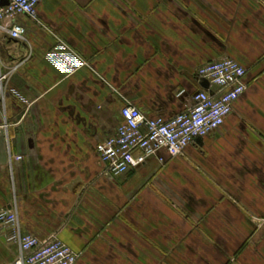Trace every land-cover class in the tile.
I'll return each instance as SVG.
<instances>
[{
  "label": "crops",
  "instance_id": "1",
  "mask_svg": "<svg viewBox=\"0 0 264 264\" xmlns=\"http://www.w3.org/2000/svg\"><path fill=\"white\" fill-rule=\"evenodd\" d=\"M15 22L24 40L0 29V210L16 201L22 230L61 239L77 264H264V0H43ZM57 39L86 66L54 67ZM224 57L247 88L220 128L108 171L97 145L123 106L184 112L205 89L198 69ZM10 232L0 264L19 254Z\"/></svg>",
  "mask_w": 264,
  "mask_h": 264
},
{
  "label": "built area",
  "instance_id": "2",
  "mask_svg": "<svg viewBox=\"0 0 264 264\" xmlns=\"http://www.w3.org/2000/svg\"><path fill=\"white\" fill-rule=\"evenodd\" d=\"M43 0H8L0 4V29L13 39L24 40L26 27L15 22L19 14L37 18L38 5ZM8 26L4 27V23ZM46 59L66 75L86 66L87 61L62 39L46 54ZM247 69L237 60L224 57L210 61L197 71L200 81L206 79L218 89L215 93L201 89L193 95V105L172 117L146 116L137 106L126 104L121 109L122 120L115 134L97 145V152L108 171L120 175L143 164L147 158L165 151L176 157L199 137L220 128L234 108V103L247 88ZM6 76L0 69V91ZM18 95L17 92H15ZM19 96V95H18ZM22 159V156H16ZM0 224L10 227L7 237L19 247V254L10 264H77L78 253L59 238L41 240L22 230L16 201L0 210Z\"/></svg>",
  "mask_w": 264,
  "mask_h": 264
},
{
  "label": "water",
  "instance_id": "3",
  "mask_svg": "<svg viewBox=\"0 0 264 264\" xmlns=\"http://www.w3.org/2000/svg\"><path fill=\"white\" fill-rule=\"evenodd\" d=\"M0 4H2V5H4V4H8V0H0ZM201 85H202V87L205 88V89H209V87H210V83H209V81L206 80V79H202V81H201Z\"/></svg>",
  "mask_w": 264,
  "mask_h": 264
}]
</instances>
